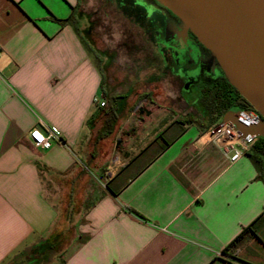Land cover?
Listing matches in <instances>:
<instances>
[{
	"label": "crops",
	"instance_id": "0c3cea01",
	"mask_svg": "<svg viewBox=\"0 0 264 264\" xmlns=\"http://www.w3.org/2000/svg\"><path fill=\"white\" fill-rule=\"evenodd\" d=\"M75 1L0 0V264H252L264 182L248 153L230 164L199 128L169 119L155 134L170 138L159 134L132 170L125 161L106 180L95 152L111 134L107 121V133L95 127L103 76L62 22ZM41 123L59 134L49 149L28 137Z\"/></svg>",
	"mask_w": 264,
	"mask_h": 264
},
{
	"label": "rangeland",
	"instance_id": "374dc122",
	"mask_svg": "<svg viewBox=\"0 0 264 264\" xmlns=\"http://www.w3.org/2000/svg\"><path fill=\"white\" fill-rule=\"evenodd\" d=\"M72 1L75 4L76 1ZM73 22L90 56L100 66L103 87L107 93L105 106L99 107L95 124L97 131L106 133L109 129L106 121L111 125L110 136L95 147V152L101 153L103 157L100 161H105L106 166L115 154L120 153L124 161H129V170H132L137 165V156L144 153L155 137L161 134L170 138L169 132L164 129L170 128L172 124H167L162 129L164 131L155 134L169 119L181 121L188 114L198 118L202 116L191 110L190 106L213 87L211 76L218 70L202 52L199 54L203 64L200 73H191L183 85L180 80L170 76L167 70L181 72L180 69L187 67V63L182 61L179 65L176 61L171 65L169 59L168 65L171 66L166 69L161 49L148 43L147 37L143 35L140 28L145 26L143 21L127 19L109 1L79 0ZM202 74L209 76L207 81L203 80ZM112 105L117 107L116 116L109 110ZM146 111L153 114L148 117ZM102 182L104 185L107 183ZM43 183L47 196L54 203L61 204L63 210L66 209L68 201L58 202L54 186L44 175ZM261 222L264 226V218ZM263 246L259 238L250 245L247 249L250 263L264 264Z\"/></svg>",
	"mask_w": 264,
	"mask_h": 264
},
{
	"label": "water",
	"instance_id": "95a60500",
	"mask_svg": "<svg viewBox=\"0 0 264 264\" xmlns=\"http://www.w3.org/2000/svg\"><path fill=\"white\" fill-rule=\"evenodd\" d=\"M156 1L195 34L258 113L230 109L216 128L231 126L244 140L264 138V0Z\"/></svg>",
	"mask_w": 264,
	"mask_h": 264
},
{
	"label": "flooded vegetation",
	"instance_id": "af4514ba",
	"mask_svg": "<svg viewBox=\"0 0 264 264\" xmlns=\"http://www.w3.org/2000/svg\"><path fill=\"white\" fill-rule=\"evenodd\" d=\"M112 5L114 4L118 10H120L127 19L137 22L143 21L145 26H140L143 30V35L148 39V43L155 45L161 49L163 59L166 63V69L171 65L177 63L180 65L182 61L187 63V67H182L181 72L168 71L170 76L176 80H180L183 85L189 79L191 73H200L201 66L200 61L201 52L203 55L215 64L218 70L213 78L214 85L209 89L205 95L201 97L196 104L190 106L191 110L200 114L207 115L209 109L207 107V98L218 96L217 94L224 95L228 91L230 97L235 98L236 92L229 87L228 80L226 79L223 69L216 59L212 57L210 51L204 47L195 34L190 30H185L184 25L178 19V16L172 13L169 9L162 6L155 0H107ZM138 24V23H137ZM171 59V65H168V60ZM170 63V62H169ZM165 67V66H164ZM187 69V70H186ZM203 75V74H202ZM209 76L203 75V80L207 81ZM182 85V86H183ZM181 94V92L179 91ZM182 95V94H181ZM238 103L232 109L245 108V105L241 99H236ZM245 110L256 112L252 107H248ZM144 113V111H141ZM258 114V113H257Z\"/></svg>",
	"mask_w": 264,
	"mask_h": 264
},
{
	"label": "built area",
	"instance_id": "2783aa9c",
	"mask_svg": "<svg viewBox=\"0 0 264 264\" xmlns=\"http://www.w3.org/2000/svg\"><path fill=\"white\" fill-rule=\"evenodd\" d=\"M95 103H99L100 106H104L105 102L100 101L99 99L95 100ZM41 126L44 128L45 132L39 128L34 127L28 137L33 145L43 149H49L52 146V143L58 141L59 134L54 132L53 129L45 126L41 123ZM217 124L213 125L208 132L202 135L201 139L209 133L210 138L205 140L204 143H213L220 148L222 153L226 156V159L230 164L238 161L243 155L249 151L250 147L253 145L256 139H247L244 140L231 126H223L221 128H216ZM38 135H35L37 134ZM200 139V140H201ZM126 163L119 154L114 155L111 160L107 171H105L106 180H111L116 171Z\"/></svg>",
	"mask_w": 264,
	"mask_h": 264
},
{
	"label": "trees",
	"instance_id": "16d2710c",
	"mask_svg": "<svg viewBox=\"0 0 264 264\" xmlns=\"http://www.w3.org/2000/svg\"><path fill=\"white\" fill-rule=\"evenodd\" d=\"M74 14L75 13H73L69 19L63 20L62 22L63 23L71 22L74 24L73 22ZM75 29L77 32L78 29L76 28V26ZM103 84H102V94L104 95V97H106L107 93L104 90ZM229 87L234 89V87L230 83H229ZM234 91L236 92L235 98L230 97L228 91H226L224 95H220V93H218L217 97L214 96L212 98H207L206 105L209 109V113L207 115H202L200 118H198L195 117L193 114H188L186 117L183 118L182 122L190 123L193 126L199 128L202 132H205L209 128H211L213 124H217L216 122H218L222 118L223 114L226 111L232 109L235 106L236 102L238 103L236 99H241L243 102H245V105L244 106L242 105V107H244L245 109L251 107V105L245 100V98H243L235 89ZM112 114L116 116L115 111H113ZM247 153L251 156L250 158L259 168L260 170L259 177L264 182V138L261 137L257 138ZM107 187H109L108 184ZM114 194H116L115 191ZM245 230L231 244H229V246L224 250V253L228 254L234 252V249L236 248L237 244H239V242L242 241L243 235L246 232Z\"/></svg>",
	"mask_w": 264,
	"mask_h": 264
},
{
	"label": "bare ground",
	"instance_id": "6f19581e",
	"mask_svg": "<svg viewBox=\"0 0 264 264\" xmlns=\"http://www.w3.org/2000/svg\"><path fill=\"white\" fill-rule=\"evenodd\" d=\"M0 64H2V62H0ZM210 138V135L209 133H207L202 139H201V142H204L205 140L209 139Z\"/></svg>",
	"mask_w": 264,
	"mask_h": 264
},
{
	"label": "snow or ice",
	"instance_id": "6c2138e0",
	"mask_svg": "<svg viewBox=\"0 0 264 264\" xmlns=\"http://www.w3.org/2000/svg\"><path fill=\"white\" fill-rule=\"evenodd\" d=\"M35 135H38V133H37V134H35Z\"/></svg>",
	"mask_w": 264,
	"mask_h": 264
}]
</instances>
